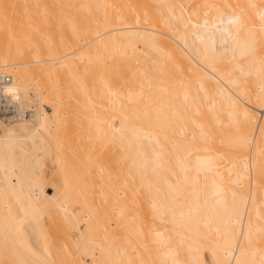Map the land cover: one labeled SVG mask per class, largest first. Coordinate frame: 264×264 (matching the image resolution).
Here are the masks:
<instances>
[{
    "label": "bare ground",
    "instance_id": "bare-ground-1",
    "mask_svg": "<svg viewBox=\"0 0 264 264\" xmlns=\"http://www.w3.org/2000/svg\"><path fill=\"white\" fill-rule=\"evenodd\" d=\"M0 72V264H264V0H0Z\"/></svg>",
    "mask_w": 264,
    "mask_h": 264
},
{
    "label": "built area",
    "instance_id": "built-area-1",
    "mask_svg": "<svg viewBox=\"0 0 264 264\" xmlns=\"http://www.w3.org/2000/svg\"><path fill=\"white\" fill-rule=\"evenodd\" d=\"M11 80V75L5 72H0V117L6 121L12 120L19 115L15 102L12 101L2 90L5 84Z\"/></svg>",
    "mask_w": 264,
    "mask_h": 264
},
{
    "label": "rangeland",
    "instance_id": "rangeland-1",
    "mask_svg": "<svg viewBox=\"0 0 264 264\" xmlns=\"http://www.w3.org/2000/svg\"><path fill=\"white\" fill-rule=\"evenodd\" d=\"M81 45V44H80ZM80 64V65H79ZM78 66H79V68H81V63L79 62L78 63ZM2 71L3 70H5V71H7V72H10V71H8V69H1ZM80 71H82L81 69H80ZM35 102H37V100H35ZM81 108V107H80ZM80 108H78L79 110H81ZM55 157H54V155L53 154H49L48 155V157H47V160L48 161H51V160H53Z\"/></svg>",
    "mask_w": 264,
    "mask_h": 264
}]
</instances>
